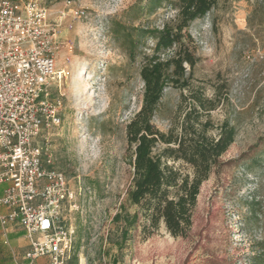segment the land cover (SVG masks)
<instances>
[{
    "label": "rangeland",
    "instance_id": "rangeland-1",
    "mask_svg": "<svg viewBox=\"0 0 264 264\" xmlns=\"http://www.w3.org/2000/svg\"><path fill=\"white\" fill-rule=\"evenodd\" d=\"M147 2L53 0L48 13L57 22L65 97L61 126L38 142L47 139L46 165L74 192L62 212L74 237L66 264H264V0H218L187 32L197 58L186 68L190 87L214 101L204 115L210 135L225 121L233 126L234 141L220 158L233 166L201 184L188 237L174 238L161 225L149 237L137 227L121 241L113 217L135 210L127 201L133 172L125 129L142 102V56L154 48L139 30L172 24L177 15L173 0L153 14ZM187 93L164 89L153 118L161 132L176 124Z\"/></svg>",
    "mask_w": 264,
    "mask_h": 264
},
{
    "label": "built area",
    "instance_id": "built-area-1",
    "mask_svg": "<svg viewBox=\"0 0 264 264\" xmlns=\"http://www.w3.org/2000/svg\"><path fill=\"white\" fill-rule=\"evenodd\" d=\"M52 4L0 0V206L9 210L0 213V227L19 224L29 241L28 264H66L73 255V231L62 212L74 192L64 174L46 165L47 139L38 142L61 126L65 97V73L56 65L57 22L48 18ZM70 13L84 15L82 9Z\"/></svg>",
    "mask_w": 264,
    "mask_h": 264
},
{
    "label": "trees",
    "instance_id": "trees-1",
    "mask_svg": "<svg viewBox=\"0 0 264 264\" xmlns=\"http://www.w3.org/2000/svg\"><path fill=\"white\" fill-rule=\"evenodd\" d=\"M217 1L173 0L170 5L177 15L172 24L139 30L140 37L153 40L154 48L142 56V102L125 129L133 172L127 201L135 210L131 214L124 210L113 217L116 224H121L122 242L137 227L149 237L161 225L174 238L188 237L201 184L212 174L233 166L234 161L223 163L220 158L233 143L235 130L225 121L216 127L215 136L209 134L214 127L204 115L215 109L214 101L190 87L191 76L186 71L197 63L188 28L192 22L206 17ZM169 2L148 0L146 12L153 14ZM129 55L132 57V52ZM167 87L188 93L182 95L176 124L161 132L153 118ZM177 163L186 168L176 166Z\"/></svg>",
    "mask_w": 264,
    "mask_h": 264
},
{
    "label": "crops",
    "instance_id": "crops-1",
    "mask_svg": "<svg viewBox=\"0 0 264 264\" xmlns=\"http://www.w3.org/2000/svg\"><path fill=\"white\" fill-rule=\"evenodd\" d=\"M5 188L0 184V197ZM8 209L0 206L1 214H8ZM29 250V241L18 223H10L5 229L0 227V264H28L25 253ZM40 259L36 264H45Z\"/></svg>",
    "mask_w": 264,
    "mask_h": 264
},
{
    "label": "bare ground",
    "instance_id": "bare-ground-1",
    "mask_svg": "<svg viewBox=\"0 0 264 264\" xmlns=\"http://www.w3.org/2000/svg\"><path fill=\"white\" fill-rule=\"evenodd\" d=\"M91 77H87L86 79H85V76H83V79H84V81H86V82H88V81H90L91 79H90ZM87 89V88H86ZM82 93V92H81Z\"/></svg>",
    "mask_w": 264,
    "mask_h": 264
}]
</instances>
